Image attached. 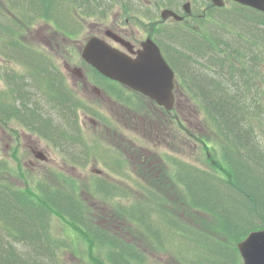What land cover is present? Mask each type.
<instances>
[{
    "label": "rangeland",
    "instance_id": "obj_1",
    "mask_svg": "<svg viewBox=\"0 0 264 264\" xmlns=\"http://www.w3.org/2000/svg\"><path fill=\"white\" fill-rule=\"evenodd\" d=\"M26 1L28 3L25 4V10H22L20 3H16L13 9L9 6L10 12L8 10L0 12V40L2 41L0 43V95L7 102L11 97V91L16 89L10 88L9 80L32 78L20 59L14 55L13 46L20 45L31 57L42 56L47 66V69L44 67L45 70L49 73L52 71L58 73L55 79L52 75H47L44 80L47 83L46 89L59 94L62 92L66 97V99L63 97L65 107L67 110H72L73 114L76 113L78 139L76 142H65L75 148L81 147V144L86 146L88 151L82 150L77 153L68 151L60 144H53L49 137H44L26 127L18 117L1 115L0 158L6 160L9 172L3 174L0 180L16 187L44 208L48 229H44L46 226L44 225L41 233L45 239L59 238L60 264H116L109 260V255L112 254L109 244L100 242V238H96L95 235H90L91 229L87 226L92 224L96 225V229L103 226L102 228L107 230L111 237L121 238L124 243H134L136 247L145 250L148 256L147 261H151L150 255L163 264H179L185 261L182 255L179 261L174 256H170L171 254L167 251L157 249L149 239L151 236L165 235L170 226L167 223H173V220H177L174 231L180 234L185 230L182 227L185 225L189 228L188 236L197 232L203 234L201 235L203 238L217 237L221 243L236 246V241L234 242L227 232L222 230V224L214 212L208 211V208L201 204L194 203L195 206L192 207L190 202L178 196L177 192L182 189L180 183L173 184L172 174L163 179L158 177L162 174L159 167L163 166L169 171L173 159L175 166L179 160H182L215 178L223 180L221 177L228 176L223 152L225 137L219 133L221 129L218 124L211 122V116L197 104L193 95L189 94L192 92L186 90L181 80H177L175 105L171 112L165 113V110H162L160 117L157 113H151L153 121L149 123L153 122L157 127L162 126L167 135L166 139L157 137L147 130L149 123H141L139 119L133 118L137 113L128 107L121 106L125 102L127 105L143 108L147 103L144 97L138 92L123 88L122 84L116 81L103 77L92 69L91 65L81 63L80 51L86 38L64 35L68 34V31L61 28L62 23L65 24L66 21L64 16L58 14L59 12H39L38 8L31 7L30 0ZM1 3L4 4L0 0ZM233 8L234 5H228L223 11H214L211 21L207 24L201 22L199 30L206 32L202 25L210 26L209 28L213 31L222 32L216 35L212 31L211 37L220 36L224 40L229 39L233 34L242 33L238 22L232 19L230 21V17L224 16L234 11ZM243 11L239 13L251 15V11ZM77 13L71 12L76 20ZM9 24L12 28L8 27ZM113 25L112 21L90 25L88 36L103 35V31L110 30ZM192 28L195 27L180 28V30ZM3 41H9L13 45L8 43L4 45ZM206 61H212V59H206ZM205 64L208 66L207 63ZM73 68H81L89 83L94 84L106 94L116 92L117 104H121L118 107L119 112L116 110L114 115L113 103L101 98L92 86L73 72ZM32 81L37 86L33 78ZM34 89L32 87V90ZM258 93L263 92L261 90L248 92L245 100L257 111V115L254 116L258 120L254 125L258 133L262 135L264 111L260 112V110L264 108V98L259 107L257 103H254L260 100L256 95ZM125 95L128 98L127 101L123 100L126 99ZM56 109L63 114L65 108L57 107ZM122 109L123 114L118 116ZM164 131H161L162 135ZM101 144L107 146L106 159L112 162L114 168L92 156L103 148ZM149 159L153 162L149 163ZM168 162L169 165H167ZM228 166L230 167V164ZM97 179L104 181L105 188L97 187ZM210 183L208 180V184ZM110 184L116 185L111 191L107 188ZM163 184L170 185L171 193L164 192V203L171 201L173 209L170 210L168 207L169 209L163 212L152 210L157 207L154 203L133 204L134 200L145 201L147 195L152 192L150 190L152 187L157 192L163 193L161 188ZM117 188L119 198L116 196V199L112 200L109 197L110 192H114ZM51 190H56L62 196L60 202L68 198L75 199L79 209L70 215L44 203L42 192L49 193ZM81 204L86 206L84 221H81ZM212 205L218 208L221 206L216 202ZM160 207L162 206H158ZM219 211L228 217L229 212L223 209ZM90 217L93 221H90ZM198 237V234L192 236L196 240ZM190 245L197 246L194 242H190ZM181 248L182 246L177 244L174 250L179 251ZM210 256L200 255L199 259ZM223 256L225 258H217L218 264H228L231 261L230 253H223Z\"/></svg>",
    "mask_w": 264,
    "mask_h": 264
},
{
    "label": "trees",
    "instance_id": "obj_2",
    "mask_svg": "<svg viewBox=\"0 0 264 264\" xmlns=\"http://www.w3.org/2000/svg\"><path fill=\"white\" fill-rule=\"evenodd\" d=\"M22 1L17 0V3L22 4L24 2ZM42 7L36 6L38 9ZM237 12H241L240 9ZM250 14L245 13L243 16L236 13L228 16L230 21L232 19L239 23L242 33H232L227 40L220 36L213 37L212 40L207 39L210 43L208 45L203 37L198 40L191 37L188 41L176 34L172 39L175 48H172L174 55H170V62L173 66L177 62L178 71L188 74L190 78H186L185 81L198 98V102L211 116V122L218 124L221 129L219 133L225 137L223 152L228 176L221 177L223 180L215 178L182 160L178 161L176 167L170 166L169 171L163 166L159 167L162 179L172 174L173 184L180 183L182 190L177 192L178 196L190 202L192 207L195 206L194 203L201 204L208 208V211L214 212L222 224V230H225L234 242L243 239L252 230L264 228V133L261 135L255 129L258 118L254 115H257V111L245 100L248 92L261 90L263 93L256 94L260 100L254 101L260 107L264 98V13ZM8 27L12 28V25L9 24ZM195 41L200 46L195 44ZM6 43L13 45L9 41H3L4 45ZM13 51L37 83L35 91L37 94L32 96V92L29 91L28 84H33L32 78L22 77L23 79L18 80L13 78L16 79V84L9 80L10 88L14 89L15 86L18 88L11 91V97L7 102L0 95V116L16 114L15 116L26 127L49 137L53 144H60L63 147L65 141L76 142L78 139L76 113L67 110L63 98L65 95L62 92L61 94L52 92L45 87L47 83L44 80L47 75L50 74L55 79L58 73L47 72L42 56L31 57L18 44L16 47L13 46ZM205 58L212 61L205 62L203 61ZM57 107H64L66 112L64 109L62 114ZM263 111L264 108L260 110ZM8 172L6 160L0 158V178ZM114 186L116 185L110 184L107 188L111 191ZM97 187L105 188L104 181H100ZM161 188L163 193L157 192L154 187L150 188L152 192L147 195L145 201L134 200L133 204L154 203L157 207L152 210L155 211L173 209L171 201L164 203V192L165 194L170 192V185L163 184ZM116 190L110 192L109 197L112 200L116 199ZM42 193L44 203L62 212L71 215L79 209L78 202L73 198L60 202L62 196L56 190ZM214 202L219 203L220 208L212 205ZM80 209H85L83 204ZM218 209L229 212L228 217ZM46 222L48 221L41 205L36 204L16 187L0 180V264H60L59 238L45 239L41 233L44 225H46L44 229H48ZM176 222L177 220H173V223H167L170 226L165 235L149 238L157 249L161 248L177 259L180 255L184 256L185 261H181L183 264H218L217 258H225L223 253L226 252L232 256L228 264H241L236 246L221 243L217 237L203 238L201 237L203 234L197 232L193 233L199 236L196 240L192 238L193 234L187 235L189 228L185 225L182 226L185 230L180 234L174 231ZM87 227L91 229L90 235H95L96 238H100V242L109 244L112 249V254L109 255L110 262L163 264L150 255L151 261H147L145 250L136 247L134 243H124L121 238L111 237L103 226L99 229H96L94 224ZM190 242L196 243L197 246H191ZM177 244L182 246L179 251L174 250ZM200 255L211 256L199 259ZM181 262L179 264H182Z\"/></svg>",
    "mask_w": 264,
    "mask_h": 264
},
{
    "label": "flooded vegetation",
    "instance_id": "obj_3",
    "mask_svg": "<svg viewBox=\"0 0 264 264\" xmlns=\"http://www.w3.org/2000/svg\"><path fill=\"white\" fill-rule=\"evenodd\" d=\"M1 1L4 2V0ZM37 4L42 3L37 2L33 7L43 6L39 9V12H61L60 15L66 19L65 24L62 23L61 28L71 34L64 35L86 38L80 51V62L84 65L88 64V62L83 58L82 50L84 44L93 36L104 39L111 45L124 50L132 57H135L137 52L143 48L145 41L151 39L164 54L166 43L170 45L171 49L175 48V44L172 41L175 37L173 31H178V35H182L180 28H198L199 23L202 21L200 19L206 17L209 20L210 12H213L215 7L211 0H54V2L51 0L50 4L47 5ZM224 5L226 7L228 5L239 6V3L232 0H224ZM240 6L251 9L246 6ZM71 12H78L77 20L71 15ZM107 21L114 22L113 27L108 30L110 33H106L107 29H105L103 35L94 34L88 36L90 25L94 26ZM73 72L78 74L85 83L92 86L101 95V98L108 99L113 103L115 115L116 110L118 111V107L121 105L117 104L118 101L115 99L117 93L112 92L109 95L94 84H90L87 77H84L81 68H73ZM122 87L132 91L124 85ZM144 99L147 101L144 106L146 110L157 113V116L160 117L164 108L152 101H148L146 97ZM121 106L132 110L131 105L124 104ZM119 114H123V109L117 115L119 116ZM80 146L75 148V150L80 152L82 150L88 151L86 146L81 144Z\"/></svg>",
    "mask_w": 264,
    "mask_h": 264
},
{
    "label": "water",
    "instance_id": "obj_4",
    "mask_svg": "<svg viewBox=\"0 0 264 264\" xmlns=\"http://www.w3.org/2000/svg\"><path fill=\"white\" fill-rule=\"evenodd\" d=\"M223 5L222 0H212ZM264 11V0H235ZM145 45L137 58L106 42L91 38L84 47L83 56L104 75L125 83L149 95L170 108L173 103L174 73L154 43ZM243 264H264V228L254 230L237 243Z\"/></svg>",
    "mask_w": 264,
    "mask_h": 264
},
{
    "label": "bare ground",
    "instance_id": "obj_5",
    "mask_svg": "<svg viewBox=\"0 0 264 264\" xmlns=\"http://www.w3.org/2000/svg\"><path fill=\"white\" fill-rule=\"evenodd\" d=\"M31 1V7L36 4L37 2H40L42 4H37V5H47V4H50L51 0H30ZM60 1V0H58ZM54 2V0H53ZM17 3V0H4V4H1L2 7H0V12H6V10H9V6H15V4ZM28 3L26 0H24V2L22 4H20L23 9L22 10H25L26 9V6L25 4ZM39 10V9H38ZM13 49V48H12ZM206 59H203V61L206 62ZM249 62V61H248ZM223 65V64H221ZM253 68V67H252ZM29 79V78H28ZM26 81V80H25ZM13 83L16 84V79L13 80ZM30 87H29V91L32 92V96L36 95L37 92H35V89H36V86L34 84H28ZM32 87L35 88L34 90H32ZM15 88L17 89L18 87L15 86ZM6 92V90H5ZM20 93V92H19ZM2 94V92H1ZM17 108V107H16ZM17 113V112H16ZM16 115V114H15ZM14 115V116H15ZM16 117V116H15Z\"/></svg>",
    "mask_w": 264,
    "mask_h": 264
}]
</instances>
